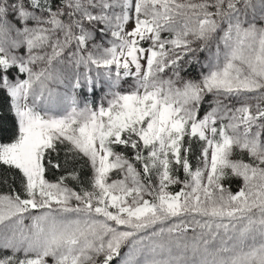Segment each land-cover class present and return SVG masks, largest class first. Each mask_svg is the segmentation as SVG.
<instances>
[{
    "label": "snow or ice",
    "instance_id": "6c2138e0",
    "mask_svg": "<svg viewBox=\"0 0 264 264\" xmlns=\"http://www.w3.org/2000/svg\"><path fill=\"white\" fill-rule=\"evenodd\" d=\"M5 108L0 264H264V0H0Z\"/></svg>",
    "mask_w": 264,
    "mask_h": 264
},
{
    "label": "trees",
    "instance_id": "16d2710c",
    "mask_svg": "<svg viewBox=\"0 0 264 264\" xmlns=\"http://www.w3.org/2000/svg\"><path fill=\"white\" fill-rule=\"evenodd\" d=\"M0 125H2L4 129V131L0 133V142H11V140L14 138L15 118L7 108H5L3 111H0ZM196 151H199L198 146L196 147ZM49 179H54V177L49 174ZM239 183V181L234 179L231 182V190L235 191ZM16 187L19 188L18 182Z\"/></svg>",
    "mask_w": 264,
    "mask_h": 264
},
{
    "label": "rangeland",
    "instance_id": "374dc122",
    "mask_svg": "<svg viewBox=\"0 0 264 264\" xmlns=\"http://www.w3.org/2000/svg\"><path fill=\"white\" fill-rule=\"evenodd\" d=\"M203 55V54H202ZM190 75L192 77H196L197 76V71H196V66H193V69H190ZM131 83V80H128L127 82H125V87H127V85ZM181 176H182V173H181ZM237 190V189H236Z\"/></svg>",
    "mask_w": 264,
    "mask_h": 264
}]
</instances>
